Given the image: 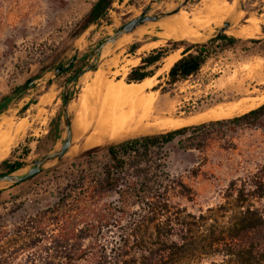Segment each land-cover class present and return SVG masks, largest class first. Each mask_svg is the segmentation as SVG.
Here are the masks:
<instances>
[{
	"label": "rangeland",
	"instance_id": "rangeland-1",
	"mask_svg": "<svg viewBox=\"0 0 264 264\" xmlns=\"http://www.w3.org/2000/svg\"><path fill=\"white\" fill-rule=\"evenodd\" d=\"M96 1L0 2V101L5 96L11 98L7 109L0 114V130L9 127L15 134L10 147L0 154V164L3 161L23 163L24 167L17 171V175L23 174L33 161L60 147L64 137L63 124L60 140L52 145L44 140L48 123L57 113L61 117L64 86L84 67L99 44L123 24L139 16L145 8L149 9V15L169 13L180 7L184 0H111L105 16L82 31L83 21ZM222 2L230 7L231 14L228 11L226 15H219L212 9ZM180 15L187 18L189 27L168 30L164 23ZM224 22H229L230 26L222 34L234 38L236 42L233 45H208L209 56L200 70L172 86L167 84L168 71L158 75L163 59L176 54L178 60L185 50L207 44ZM136 30L140 32L119 45L117 41L105 45L93 71L68 86V95L72 96L69 116L74 137L61 161L48 164L40 174L19 186L0 185V219L9 228L17 225L20 219H27L51 207L60 190L79 175L88 180L96 177L100 164L106 161V147L124 141L95 145L77 137L87 110L99 99L97 82L100 76L108 82L127 84V74L141 64V59L159 50L167 51L156 65L148 68L153 75L147 78L150 88L145 95L166 104L167 110L159 114L160 118L156 116V122L169 127L162 131L152 128L128 139L232 119L264 104L261 102L255 107L238 110L242 114L235 113L224 119L210 116L211 113H225L237 104L238 101L216 98L237 73L243 74L252 68H262L264 73V0H188L176 14L145 23ZM235 31L242 34V38L236 36ZM72 58L74 62L67 71L54 73L55 68L66 66ZM46 67L54 70L41 74ZM27 80L31 82L23 88ZM258 93L248 100L258 99L264 93V85L258 88ZM175 122L185 125L171 127ZM74 147L76 151L73 154ZM90 151H95L92 159L86 156ZM163 154L169 179L179 181L189 189L185 192L178 187L172 188L168 194L169 202L191 214H199L223 202L231 182H236V188H239L247 178L263 172L264 120L234 131L216 128L201 150H182L173 141L164 148ZM4 173L6 171L0 168V174ZM107 197V202L115 200L114 195ZM252 205L261 209L264 198L252 200ZM117 234L116 227L109 225L96 236L104 242L114 243Z\"/></svg>",
	"mask_w": 264,
	"mask_h": 264
},
{
	"label": "trees",
	"instance_id": "trees-1",
	"mask_svg": "<svg viewBox=\"0 0 264 264\" xmlns=\"http://www.w3.org/2000/svg\"><path fill=\"white\" fill-rule=\"evenodd\" d=\"M110 4L111 0H97L81 30L103 18ZM235 42L234 38L219 34L207 44L185 50L169 68L167 84L172 86L195 75L209 56L208 45ZM166 55L167 51L160 50L141 59L125 82L139 83L151 77L152 71L146 69ZM51 69L54 70L46 67L41 74ZM30 82L27 80L23 88ZM68 97L71 99V94ZM61 100L63 103V96ZM10 102L9 96L1 99L0 114ZM259 120H264V104L232 119L107 146L106 161L100 164L96 177L88 180L79 175L60 190L51 207L20 219L12 228L0 219V264H264V206L257 209L252 205V200L264 198V168L239 188L231 182L223 202L191 214L169 202L172 188L185 192L189 189L169 179L163 159L164 148L173 141L182 150H201L216 128L234 131ZM61 133V117L57 113L48 123L44 140L54 145ZM94 154L90 151L86 156L92 159ZM23 167L20 162L0 164L6 173ZM108 195H114L115 200L107 202ZM109 225L118 230L114 243L96 236Z\"/></svg>",
	"mask_w": 264,
	"mask_h": 264
},
{
	"label": "bare ground",
	"instance_id": "bare-ground-1",
	"mask_svg": "<svg viewBox=\"0 0 264 264\" xmlns=\"http://www.w3.org/2000/svg\"><path fill=\"white\" fill-rule=\"evenodd\" d=\"M212 9H214V11L218 13L219 15H226L228 11H229L228 14L232 13V10H229L230 7L223 2L220 3L219 6H214ZM237 16L241 17V15H237ZM169 21L170 22L164 23L165 26H167L168 30H171V29L177 30V28L181 26L182 28L189 27L187 18L183 15H180L173 19L171 18ZM257 23L259 24V22ZM138 32L140 31L136 30L134 34H131L129 36L128 35L122 36L121 38L117 40L116 44L119 45L126 39L137 34ZM230 34L231 33H229V35ZM235 35L238 37L242 36V34H240L239 32L237 33L236 31H235ZM176 60H177L176 54L175 55L172 54V56L165 58V60L163 59L164 62L161 68L158 70V75L162 73H166L171 67V65ZM261 69L262 68H255V69L252 68V69H249L248 72H245L243 74L237 73L234 79H231V81H229V83L225 86V88L220 91V94L216 95V98L218 99H231V101H234V102L238 101L237 104L234 105L235 107H233L231 110L225 113H222L221 112L222 109H221L220 110L221 113H218V114L211 113L210 116L217 120L224 119L228 116H233V114L235 113L241 112V111L237 112L238 110L250 108L254 106L255 104H258V103L260 104L261 102H264V93L260 95L258 99L251 100V101L248 100V98L250 99L251 96L259 94L258 88H261L264 85V73L261 71ZM100 77L97 82L98 84L97 88H99V99L96 102H94L92 106H90V110L89 111L87 110V113L85 112L86 113L85 117L79 125V131L77 135L79 139L84 138V141L88 144L91 143L95 145H101L104 143H111V142L114 143V142L122 141L128 138L134 137L136 135L144 134L150 131L152 128L162 131V129L169 127V126L165 127L156 122L157 120L156 116L158 115L157 118H160L159 114H161V112L166 111L167 108L165 107L166 104L163 105L162 102L161 103L159 102L160 100L155 99L151 95H148V96L145 95V92L147 91V89L150 88V82L147 79H144L143 81L139 83L124 84L122 82H116V83L108 82L105 80L106 78L101 79ZM96 98L98 97L96 96ZM230 104H232V102ZM226 109H228V107ZM240 114L242 113H239V115ZM199 119L203 120V118L201 119V117ZM184 125L185 123L175 122L171 124L170 126L171 127H182ZM168 130L171 131L170 129ZM14 138H15V134H13V132L11 131L9 127L4 128V130H0V154L5 149H7L8 146L10 147ZM75 151H76V148L74 147L72 153L74 154Z\"/></svg>",
	"mask_w": 264,
	"mask_h": 264
},
{
	"label": "water",
	"instance_id": "water-1",
	"mask_svg": "<svg viewBox=\"0 0 264 264\" xmlns=\"http://www.w3.org/2000/svg\"><path fill=\"white\" fill-rule=\"evenodd\" d=\"M187 2L188 0H184L183 3L180 5V7L169 13L149 15L148 14L149 9L145 8L139 16L123 24L120 28H118L114 32L112 36L107 37L103 43H100L99 46L96 48V50L89 57V60L85 63L84 67L79 69L78 72L74 75V77L64 86V91H63L64 102L62 103V108H61V123L63 124L64 127V137L61 141L60 147L57 150L52 151L42 156L41 158L33 161V163L27 168V170L23 174L17 175V171H19L20 170L19 169L13 173H4L0 175V185L1 184L16 185L17 183L23 182L26 179L41 173L48 164L53 162L59 163L61 161L62 157L67 153L68 149L71 146L72 136H73L71 119L69 116V106L71 104L72 97L71 99H69L68 97V86L72 83H75L86 73L93 71L94 65L100 59L105 45L110 43H115L119 38H121L124 35L132 33L133 31H135V29L144 25L145 23L157 22L164 17H168L176 14L179 11V9L183 7ZM229 26H230L229 22H224L222 28L218 30L217 35L222 34L227 28H229ZM73 62H74V58H72L66 66L59 67L56 70H54V73L58 74L65 71L67 68H69L72 65Z\"/></svg>",
	"mask_w": 264,
	"mask_h": 264
},
{
	"label": "crops",
	"instance_id": "crops-1",
	"mask_svg": "<svg viewBox=\"0 0 264 264\" xmlns=\"http://www.w3.org/2000/svg\"><path fill=\"white\" fill-rule=\"evenodd\" d=\"M160 51V50H159ZM156 52H158V51H156ZM156 52H154V53H152L151 55H154ZM151 55H149V56H151ZM144 58H146V57H144ZM159 62V61H158ZM157 62V63H158ZM157 63H155L154 65H156ZM154 65H152V66H154ZM152 66H150V67H152ZM149 68V67H148ZM148 68L146 69L147 71H148ZM145 79H147V78H145Z\"/></svg>",
	"mask_w": 264,
	"mask_h": 264
}]
</instances>
